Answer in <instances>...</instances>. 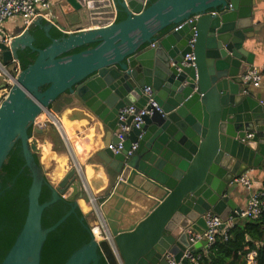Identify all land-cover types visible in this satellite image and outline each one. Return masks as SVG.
Masks as SVG:
<instances>
[{
    "label": "water",
    "instance_id": "obj_1",
    "mask_svg": "<svg viewBox=\"0 0 264 264\" xmlns=\"http://www.w3.org/2000/svg\"><path fill=\"white\" fill-rule=\"evenodd\" d=\"M66 2L73 7L66 13L70 32L38 15L9 42L0 35L2 63L19 60L21 51L37 54L26 68L19 62L16 82L0 105V170L20 141L24 168L32 176L25 221L0 264H40L47 236L75 213L83 195L75 168L54 187L34 156L40 152L37 135L47 132L35 125L39 115L50 114L63 135L50 111L62 97L80 107L72 109L68 119L100 123L105 141L110 135L97 156L108 169L112 189L98 202L121 264H168L167 252L179 261L190 237L206 230L207 215L219 216L221 229L231 217L239 221L235 180L264 167V104L260 96L243 93L247 86L241 79L254 68L255 55L247 42L258 33L253 19L262 0ZM191 17V23L174 29ZM33 28L50 44L36 47ZM54 29L61 36L54 37ZM191 53L195 60H185ZM146 87L152 89L150 97L144 94ZM149 98L160 110L148 105L151 114L125 136L124 149L113 153L108 145L119 142L120 109L133 105L140 110ZM133 143L137 148L128 156ZM45 184L51 197L40 203ZM68 187L70 209L43 228L44 210L61 200ZM85 227L90 241L65 264H100L101 250L110 264H120L108 243L98 244ZM203 247L206 240L190 249L198 253Z\"/></svg>",
    "mask_w": 264,
    "mask_h": 264
},
{
    "label": "trees",
    "instance_id": "obj_2",
    "mask_svg": "<svg viewBox=\"0 0 264 264\" xmlns=\"http://www.w3.org/2000/svg\"><path fill=\"white\" fill-rule=\"evenodd\" d=\"M123 18L124 16L119 20ZM32 34L35 37L36 47L45 48L50 44V40L41 30L33 28ZM52 35L59 37L61 33L54 29ZM93 46L95 44L81 47L71 53ZM36 55L30 50L21 51L19 62L22 69L31 64ZM55 104L50 106V110H55ZM28 133L32 136L33 128H30ZM53 143L56 151L65 147L60 135L54 136ZM34 156L36 163L41 167L39 155ZM24 164L20 141H18L0 170V263L13 245L27 214V194L32 183V176L30 170L24 168ZM45 179L48 181L46 176ZM50 197L51 190L49 185L45 184L39 202L44 203ZM69 209L70 202L64 198L45 209L42 215L43 228L52 226ZM82 217H84V223L81 222ZM85 225L90 227L89 216L77 208L75 213L47 236L42 248L40 264H65L77 249L90 241L91 233ZM251 252L256 253L255 264H264V213L255 220L240 218L229 229L227 239L218 234L215 243L203 252H198L199 258L192 264H248L247 258ZM100 264L106 263L102 260Z\"/></svg>",
    "mask_w": 264,
    "mask_h": 264
},
{
    "label": "built area",
    "instance_id": "obj_3",
    "mask_svg": "<svg viewBox=\"0 0 264 264\" xmlns=\"http://www.w3.org/2000/svg\"><path fill=\"white\" fill-rule=\"evenodd\" d=\"M51 8L52 2L50 0H0V35L3 36V42H9L12 39L11 33H8L4 27L5 23L11 20H21L23 29H27L33 19L40 15L48 22L57 25L55 23L56 17L52 14ZM192 21L193 17L183 21L174 29L177 30L181 28L184 24L191 23ZM193 41L194 39L190 41L191 46ZM185 60L194 61L195 57L192 53L187 54L185 56ZM19 72V60L13 58L12 61L8 64H4L0 61V105L7 98L12 86L16 82V77L18 76ZM263 73L264 64L259 67H254L252 70L244 73L241 76L243 84L247 86V88L243 90L244 94L249 93V87H260L263 78ZM151 92V87H146L144 90V94L148 97L151 96ZM262 103L264 104V101H262ZM148 105L157 110H160L157 102H155L152 98H149L147 105L140 110H138L133 105L126 106L120 109L118 119L120 122H122V124L116 131V137L119 139V142L116 144L108 145V148L112 150L113 153L118 154L124 149L123 142L125 136L131 131L132 128L139 129L140 125L143 123V117L147 114H151L152 110L147 108ZM49 116L50 118H52L51 115ZM50 118L47 117L44 120L36 119L35 125H37L39 128H47V125L50 122ZM130 118H132V121L127 124V121ZM251 136L252 134H249V137ZM136 148L137 143H133L130 150H128L127 155L130 156ZM71 168H75L78 171L79 177L82 181L81 190L87 196V204L89 207V212L91 214L89 217V223L93 238L98 244H100V242L102 241H106L110 246L114 257L116 258L117 263L121 264V258L119 256L114 237L110 232L106 218L98 202L99 197L91 191L83 172V166L78 160L73 159ZM249 172L250 171L244 172L240 177L236 178L235 180V184L243 186L249 192V197L246 202V206L244 209H242L241 213L239 214V218L255 220L261 217V215L264 213V182H262L257 189H254V182ZM62 197L64 199H67V194H63ZM205 221L207 227L206 230L203 234L196 233L190 237V245L186 248L179 261L175 259L174 255L168 252L165 253V259L168 264L195 263L199 256L197 255V253H194L190 249L191 246H193L197 242L206 240L207 247H205V249H207L215 243L218 234L223 235L224 238L227 239L228 231L235 223L233 218L231 217L228 219L227 222H225L224 228L221 229V226L224 222L219 216L207 215L205 217ZM101 253L103 254V258L106 264H110L102 250ZM255 258L256 253L251 252L249 254V257L247 258V263L255 264ZM183 260H186L187 263H184Z\"/></svg>",
    "mask_w": 264,
    "mask_h": 264
},
{
    "label": "crops",
    "instance_id": "obj_4",
    "mask_svg": "<svg viewBox=\"0 0 264 264\" xmlns=\"http://www.w3.org/2000/svg\"><path fill=\"white\" fill-rule=\"evenodd\" d=\"M50 1L52 2L51 12L56 17L55 23L57 25H54L53 23L52 24L60 31H65L66 33L70 32L71 28L67 24L66 13H69L73 10L72 5L68 4L66 0H50ZM253 23L255 29L258 30V33L253 41L247 42V45L250 48V51H252L255 55L254 67H259L262 64H264V0H262L260 8L256 11V15L254 16ZM4 27L8 33H11L12 37L15 34L25 30L23 29L22 22L19 19L6 22ZM249 93L256 97L260 96L261 101H264V73L260 87L258 88L249 87ZM60 101L61 103H66L68 101V103H66L63 108V111L66 110L65 112H63L65 113L66 117L64 116V114L61 112L62 110L60 109H56V110L53 109L52 111L55 113V115H57L59 121H62L63 118L66 119L69 127L68 129L72 132V136H74L77 139L79 145L78 148L73 145L72 139L69 138L67 136V133L65 132L64 129L65 126L63 127L61 123L60 125L62 127L63 135L60 136L64 142V146H65L64 149H61L59 151L54 150L53 142H51L50 141L51 139L50 138L48 139L47 137L48 134L47 128H46L47 132L43 134L42 137L40 135H37L38 147L39 149H41V153L38 154L41 155L43 154L44 157V160L42 161L41 164L44 174L48 179L49 183L54 187H57L58 184L67 175V173L71 170V164L73 162V159H76L83 166V172L91 191L95 193L98 197L106 196L110 193L112 189V185L108 178V169H106L107 167L97 156V152L101 151L104 148L105 142H109V140L111 141L110 135L108 134V140L105 141V135H107L106 129L102 127L100 123H94V124L89 123L86 119H75V120L68 119V114L71 113V110L74 108L78 109L80 107L78 105L71 104L67 97L64 98L62 97ZM60 113L62 116H60ZM44 114H42L41 117ZM45 118L47 117L40 118L39 120H44ZM90 144L91 146H89ZM58 157L60 160H58ZM63 157H65V159ZM62 160H63V165L61 164ZM95 169L97 172L95 171ZM249 171L252 180L254 182V189H257L264 180V167L262 168V170H249ZM94 177L96 178V180L94 179ZM81 186H82V181H81ZM235 187L237 191L233 195V198L235 202L238 204V206L241 207V209H244L249 197V192L241 185L236 184ZM70 192L71 189L69 187L66 191V194L69 195ZM77 200H78L77 201L78 208L81 209V211L84 214L90 217L91 214L89 212V207L87 204V196L83 193L82 197ZM79 203L82 204L80 205ZM82 205L84 208L82 207ZM204 250L205 248L203 247L199 249V252L201 251L203 252Z\"/></svg>",
    "mask_w": 264,
    "mask_h": 264
},
{
    "label": "rangeland",
    "instance_id": "obj_5",
    "mask_svg": "<svg viewBox=\"0 0 264 264\" xmlns=\"http://www.w3.org/2000/svg\"><path fill=\"white\" fill-rule=\"evenodd\" d=\"M60 99H62V98H60ZM60 99L58 100V101H56L55 103V110L56 109H60V110H62L61 112L63 113V112H65V111H63V108H64V106H65V104L66 103H68V101L66 102V103H61V101H60ZM69 99V98H68ZM70 103H71V101H69ZM54 115H55V113L52 111V109L50 110ZM42 114H44V113H42ZM41 114V115H42ZM46 115H47V113H45ZM43 115L42 117H41V115L38 117V119H40V118H44V117H49L50 118V116L49 115ZM64 114V116L66 117V115H65V113H63ZM56 117H57V115H55ZM60 116H62L61 115V113H60ZM56 121L53 119V118H50V122L48 123V125H47V129H48V134H47V137H48V139L50 138L51 140V142H53V139H54V136H57L58 137V135H61V131L57 128L58 127V125L55 123ZM41 137L43 136V135H40ZM53 145H54V143H53ZM55 147V146H54ZM52 150H53V148H52ZM55 150V149H54ZM39 153H41V149H40V152ZM39 155V159H40V162H41V164H42V161L44 160V157H43V154L41 155V154H38Z\"/></svg>",
    "mask_w": 264,
    "mask_h": 264
},
{
    "label": "bare ground",
    "instance_id": "obj_6",
    "mask_svg": "<svg viewBox=\"0 0 264 264\" xmlns=\"http://www.w3.org/2000/svg\"><path fill=\"white\" fill-rule=\"evenodd\" d=\"M47 114H48V113H47ZM48 115H50V114H48ZM39 116H40V115H39ZM39 116H38V117H39ZM38 117H37V119H38ZM52 118H53V117H52ZM53 119H54V118H53ZM60 123L63 125V127L65 126V127H64L65 132L67 133V136H68L69 138L72 139V143H73V145H74L75 147L78 148V145H79V144H78V141H77V139H76L74 136H72V132L68 129L69 127H68V123H67L66 119L63 118V120L60 121ZM61 128H62V127H61ZM97 130H99V129H97ZM92 139H93V138H92ZM79 143H80V142H79ZM81 143H82V142H81ZM83 144H85V143H83ZM89 146H91V144H90ZM75 149H76V148H75ZM89 150H90V149H89ZM89 150H88V151H89ZM82 156H83V155H82ZM59 157H60V156H59ZM59 157H58V160H60ZM63 158L65 159V157H63ZM58 162H59V161H58ZM58 164H59V163H58ZM58 164H57V165H58ZM61 164L63 165V160H62V163H61ZM61 164H60V165H61ZM61 169H62V167H61ZM62 171H64V170H62ZM95 171H96V169H95ZM54 172H55V171H54ZM59 172H60V171H59ZM59 172H58V173H59ZM96 172H97V171H96ZM58 173H57V174H58ZM90 177H91V174H90ZM96 177H97V176H96ZM94 179L96 180L95 177H94ZM92 182H93V181H92ZM79 204H80V203H79ZM81 204H82V203H81ZM81 204H80V205H81ZM82 207H83V205H82ZM83 208H84V207H83ZM83 208H82V209H83Z\"/></svg>",
    "mask_w": 264,
    "mask_h": 264
},
{
    "label": "flooded vegetation",
    "instance_id": "obj_7",
    "mask_svg": "<svg viewBox=\"0 0 264 264\" xmlns=\"http://www.w3.org/2000/svg\"><path fill=\"white\" fill-rule=\"evenodd\" d=\"M54 31V30H53ZM23 52V51H22ZM21 53V52H20ZM20 53H19V55H20Z\"/></svg>",
    "mask_w": 264,
    "mask_h": 264
}]
</instances>
